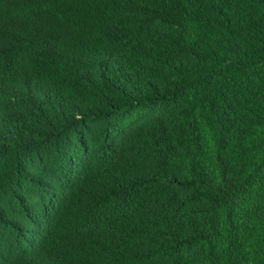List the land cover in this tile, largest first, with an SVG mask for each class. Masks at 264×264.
<instances>
[{
  "label": "trees",
  "instance_id": "trees-1",
  "mask_svg": "<svg viewBox=\"0 0 264 264\" xmlns=\"http://www.w3.org/2000/svg\"><path fill=\"white\" fill-rule=\"evenodd\" d=\"M0 264H264V0H0Z\"/></svg>",
  "mask_w": 264,
  "mask_h": 264
}]
</instances>
